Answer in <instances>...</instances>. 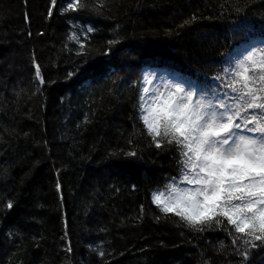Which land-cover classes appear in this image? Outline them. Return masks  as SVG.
<instances>
[{
    "label": "trees",
    "instance_id": "obj_1",
    "mask_svg": "<svg viewBox=\"0 0 264 264\" xmlns=\"http://www.w3.org/2000/svg\"><path fill=\"white\" fill-rule=\"evenodd\" d=\"M62 4L64 0H59ZM225 0H110V19H99L97 27L101 32L92 34L87 57H78V45L68 40L71 23L59 15L52 21H45L41 15L47 0H29L28 11L31 23L24 20L23 0H0V167H8L10 175L0 179V205L6 198L21 201L19 216L0 213V231L3 227L17 223L22 216H35L37 223L20 220L24 229L21 251H5L0 243V264H81L89 258L87 245L103 243L105 249L114 252L110 264H162L167 256L182 257L187 264H198L201 250L210 254V244L223 234L208 233L207 240L189 244L182 240L179 230L171 223L156 222L149 214L143 224L129 222L138 212L139 205L147 207L146 192L140 175L135 169L95 170L104 166L99 162H81L80 156L91 153L93 160L102 158L105 151L117 146L126 147V138L132 133L133 114L131 98L136 90L130 87L133 81L146 69L163 72L176 70L191 79H208L214 75L222 54L238 50L264 40L260 22L233 25L231 20H214L218 27L213 29L215 37L209 36L200 42L208 32L203 27L210 22L202 20L190 28L171 37L165 29L175 28L187 16L215 15L219 3ZM235 2V0H231ZM137 3L141 7H137ZM258 3V0H257ZM76 16L75 13H70ZM98 18L81 14L77 23ZM121 25L127 35L124 44L118 45L116 55H102V42L111 38V27ZM238 37L233 38V28ZM32 36H27L28 29ZM43 31L45 35H37ZM68 44L65 48L64 45ZM115 51V50H114ZM42 65L43 73L55 85L45 89V94L32 95L36 85L32 54ZM84 59L87 63L84 64ZM147 61V63H146ZM76 64L81 65V74L70 81H64L66 72ZM24 89L17 99L14 92ZM46 97V101H45ZM58 97H63L59 103ZM91 106V108L89 107ZM95 116H91V112ZM91 123L82 124L85 114ZM81 127L78 130L77 125ZM86 129V130H85ZM18 133V135H17ZM25 133L27 135L25 136ZM123 133V135H122ZM131 138L136 140V136ZM49 142L50 151L43 141ZM147 152L146 142L141 141ZM163 163L142 165L144 169L156 168L163 177L170 172V158L155 157ZM57 172L65 197V210L70 222V239L74 253L68 256L61 249L64 241L62 223L59 219V195L56 191ZM151 176L152 172L148 171ZM139 186L138 192H131L126 183ZM110 184H118L123 190L113 193ZM88 201L92 208L86 216L83 204ZM103 205V207H101ZM107 228V232L99 231ZM40 240V247L33 246L31 237ZM190 240L191 237L189 236ZM164 242L166 249L159 247ZM227 243V241H225ZM199 244V247L195 245ZM174 245H181L175 247ZM144 249V251H141ZM123 253V255H120ZM212 264H227L222 256L212 255ZM92 264H103L98 257H92Z\"/></svg>",
    "mask_w": 264,
    "mask_h": 264
},
{
    "label": "snow or ice",
    "instance_id": "obj_2",
    "mask_svg": "<svg viewBox=\"0 0 264 264\" xmlns=\"http://www.w3.org/2000/svg\"><path fill=\"white\" fill-rule=\"evenodd\" d=\"M23 2L24 20L30 24L29 0ZM136 6L141 7L139 3ZM112 7L110 0H64L62 4L59 0H47L41 15L45 21L54 20L57 12L65 16L73 29L68 40L78 45V57H87L92 34L101 32L97 27L99 19H110ZM81 14L98 19L78 24ZM254 17L259 20L264 32V0H258V3L257 0H225L219 3L215 15L211 11L207 15L193 13L183 18L175 28H166L165 34L171 37L175 33L179 37L185 28L207 20L210 23L203 26L208 29L207 35L200 40L203 43L209 36L215 37L213 29L218 26L212 21L231 20L233 25H239L254 23ZM232 32L236 39L237 29L234 27ZM37 35L45 33L38 31ZM27 36H32L30 28ZM127 38L121 25L111 27V38L102 42L101 54L116 55L122 50L117 46H122ZM64 47L67 48L68 44ZM222 57L219 62H211L221 66L215 69L210 80L208 73L201 81L199 77L191 79L180 75L176 70H144L130 85L136 90V95L131 98L133 123L132 133L126 138L127 146L108 149L98 160H93L91 153L80 156V160L102 164L103 168L95 170L101 175L105 170L111 172L117 168L135 169L142 174L139 179L147 194V207L141 203L136 216L129 222L143 224L149 214L156 222L171 221L182 240L189 244L207 240L208 233L223 234V239L218 238L210 244V254L201 250L198 264H212V255L224 257L227 264H264V40L243 47L236 54L232 51L223 53ZM83 63L86 64L87 59ZM32 67L33 83L36 85L32 95L43 97L45 89L55 85L57 80L45 77L35 52L32 54ZM80 74L81 65L76 64L72 71L64 74L63 80L70 81ZM14 92L19 99L24 89ZM57 99L61 104L64 102L63 97ZM95 115L94 111L91 112V116ZM89 123L91 120L86 113L82 124ZM80 127L78 124L77 129ZM132 135L136 136V140L131 138ZM141 141L146 142L147 152ZM4 142L0 136V143ZM43 144L50 151L46 139ZM162 155L170 158L171 170L161 183V172L141 166L159 164L162 169L163 163L155 158ZM148 171L152 172L151 176L146 174ZM9 175L8 167H0V179H7ZM55 187L62 223L60 239L64 241L61 250L71 256L74 253L70 239L71 225L65 210L59 172ZM126 187L131 192L140 190L138 184L131 181L126 183ZM109 188L116 194L123 190L118 184H110ZM91 208L92 204L85 201L83 211L86 216ZM20 209L21 201L12 198H6L0 205V213L4 217L9 213L19 216ZM20 220L41 222L35 216H22ZM20 220L0 231V243L5 245V251L14 250L13 255L22 250L24 229ZM99 231L107 232L108 229L101 228ZM31 239L33 246L39 248L43 236L38 239L33 235ZM195 246L199 247V244ZM159 247L166 249L168 245L161 242ZM87 248L89 258L86 262L81 258V264H92L93 256L103 264H110L108 258L114 256V252L105 249L103 243H89ZM8 264H12L11 257ZM17 264L23 262L18 261ZM37 264H43V261ZM162 264L187 262L182 257L170 255Z\"/></svg>",
    "mask_w": 264,
    "mask_h": 264
}]
</instances>
